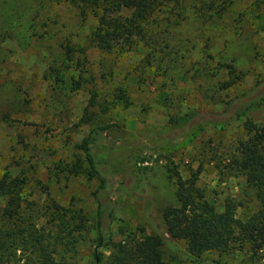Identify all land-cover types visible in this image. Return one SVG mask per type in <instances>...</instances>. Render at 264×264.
<instances>
[{"label":"rangeland","instance_id":"374dc122","mask_svg":"<svg viewBox=\"0 0 264 264\" xmlns=\"http://www.w3.org/2000/svg\"><path fill=\"white\" fill-rule=\"evenodd\" d=\"M155 15L152 35L146 26L151 38H137L119 55L88 46V24L65 3L0 0V178L9 180L24 169L27 199L41 204L51 198L81 208L89 231L65 264H92L98 181L59 169L82 158L74 145L91 127L113 123L106 143L99 142L94 152L112 180L102 223L114 241L121 238L120 226H143L161 237L163 257L172 264H264V249L258 255L238 249L193 254L170 236L161 214L175 203L169 164L184 177L201 164L198 184L219 210L226 197L242 202L238 217L257 207L245 179L223 165L246 137L242 123H264V0H233L213 16L200 14L192 0H181L171 12ZM66 40L85 49L83 68L94 84L71 90L66 81L77 72L63 64ZM218 61L234 64L244 77L219 90L226 73L212 74ZM56 69L65 82L56 80ZM107 69L109 82L103 77ZM92 87L99 94L92 107L96 114L91 122H80ZM102 253L106 257L109 251Z\"/></svg>","mask_w":264,"mask_h":264},{"label":"trees","instance_id":"16d2710c","mask_svg":"<svg viewBox=\"0 0 264 264\" xmlns=\"http://www.w3.org/2000/svg\"><path fill=\"white\" fill-rule=\"evenodd\" d=\"M71 7L81 21L88 24L85 42L107 53L124 54L137 39L148 40L153 34L151 26L159 11L171 12L179 7L181 0H56ZM203 16L220 15L229 9L233 0H192ZM150 26V30L146 26ZM65 69L77 72L66 81L71 90H78L84 82L93 83L86 77L85 49L70 40L61 44ZM212 74L224 71L226 77L217 82L219 90H226L237 84L244 73L234 64L218 61ZM86 72V73H85ZM111 78L107 69L103 77ZM55 78L62 79L59 70ZM122 92L121 87H115ZM113 90L116 92V90ZM80 122H91L95 116L92 107L98 105L99 94L95 87ZM121 99V93H113ZM103 110L106 109L103 106ZM113 123H100L89 129L75 148L82 158L67 162L60 171L67 176L86 174L95 177L98 184L93 191L97 201L95 230L97 239L93 249L92 264H172L165 260L162 239L147 234L143 226L119 227L121 238L113 240L109 226L103 225L104 213L110 208L108 191L112 180L94 152L99 142H105ZM242 128L244 139L236 142L234 151L228 154L224 168L229 174L242 176L252 188L257 207L248 214L238 217L236 210L242 202L226 197L219 210L210 202L205 190L198 184L201 164L190 168L184 177L177 165L166 166V172L174 185L175 203L162 209V218L171 237L185 242L193 254L216 251L219 254L229 250H247L258 255L264 249V123L256 124L245 120ZM106 143V142H105ZM29 177L23 169L9 180L0 178V264H65L76 252L78 244L89 231L88 219L83 210L74 205H62L53 199L38 204L25 197ZM102 248L109 254L104 257Z\"/></svg>","mask_w":264,"mask_h":264}]
</instances>
